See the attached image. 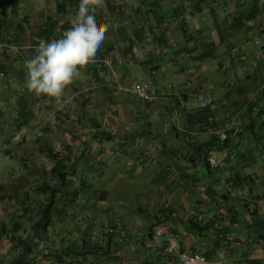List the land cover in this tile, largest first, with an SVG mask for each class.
Returning <instances> with one entry per match:
<instances>
[{
  "label": "crops",
  "instance_id": "1",
  "mask_svg": "<svg viewBox=\"0 0 264 264\" xmlns=\"http://www.w3.org/2000/svg\"><path fill=\"white\" fill-rule=\"evenodd\" d=\"M78 3L0 0V74L8 77L0 76V195L12 197L0 205V229L30 226L14 201L30 195L37 211L56 185L48 232L33 240L41 264H58L57 252L61 264H181L148 247L163 210L177 252L200 251L206 264H264V39L232 51L256 36L247 20L264 25V0H102L99 14L117 26L97 58L114 53L113 67L105 77L81 69L64 98L88 92L69 104L67 126L54 101L28 91L24 65L41 40L70 27ZM136 80L152 83L159 98L144 103L115 83ZM206 97L214 102L203 109ZM38 100L45 110L35 113ZM14 138L15 149L4 151ZM226 155H235L226 168L210 167ZM254 189L259 195L244 199ZM77 191L83 198L74 201ZM116 221L118 233L107 235L104 226ZM11 246L0 240V256L17 258Z\"/></svg>",
  "mask_w": 264,
  "mask_h": 264
},
{
  "label": "clouds",
  "instance_id": "2",
  "mask_svg": "<svg viewBox=\"0 0 264 264\" xmlns=\"http://www.w3.org/2000/svg\"><path fill=\"white\" fill-rule=\"evenodd\" d=\"M101 4L102 0H79L70 27L61 37L39 42L24 65L29 92L62 102L67 89L81 76V69L95 61L107 39L108 25L97 19Z\"/></svg>",
  "mask_w": 264,
  "mask_h": 264
},
{
  "label": "built area",
  "instance_id": "3",
  "mask_svg": "<svg viewBox=\"0 0 264 264\" xmlns=\"http://www.w3.org/2000/svg\"><path fill=\"white\" fill-rule=\"evenodd\" d=\"M69 0H60V3H65L68 2ZM197 3H200V0H196ZM117 12L118 15H121L126 11V6L122 4L117 5ZM225 17H226V22L225 26L228 30H231L232 25L234 24V18L231 16L229 12H225ZM97 19L98 21H101L103 23H106L108 25L109 29L115 28L117 25L112 21V17L103 15L101 16L99 14V11L97 10ZM246 26L251 29L256 30V36L251 39H246L243 41L241 46L234 47L232 51L237 54L238 50L242 47L248 46L252 44L253 42H259L260 40L264 39V25L260 24L256 21V19H251L247 20L245 22ZM113 62H114V53H109L103 58H96L94 62L88 64L83 70H91L94 75H97L98 77H105L108 70L113 67ZM232 69V64L231 63H226L223 66V70H231ZM1 78H8L4 77V74H0ZM243 77L237 78L236 82H242ZM11 81V79L9 78ZM116 87L118 88L119 91H126L134 94L139 100L143 101L144 103H153L155 102L159 96L160 92L159 90L150 82L146 81H134L129 85H125L122 82H115ZM232 87L227 86L226 91H231ZM88 90H78L76 91L70 99H63L61 103H57L58 105V110L60 114L63 117H66L68 115V108L69 104L72 101L80 99L85 93H87ZM213 99L211 97H206L203 99L201 107L203 109H207L213 104ZM183 104V103H182ZM38 106H42V102L40 101L37 103ZM69 122V120H67ZM231 130H233L235 133L238 132L237 129V124L233 123L231 125ZM17 141L16 139H14ZM13 142V141H12ZM8 144L6 147H4L5 151L12 150L14 144ZM16 143V142H15ZM235 158V155H226L223 157V159H215L210 161V167L212 169L220 170L224 169L228 166V162L233 160ZM253 180H256L255 176H252ZM191 183V182H189ZM258 191L254 189L253 191H247L244 193V199H251L252 197L258 196ZM81 198V196H80ZM217 215L213 216L214 219H216ZM192 218V217H189ZM195 218V217H193ZM170 219V214L168 211L163 210L161 212H158L157 217H156V222L155 225L152 227L151 232H150V238H148V247L153 250H160L163 251L164 253L168 255H178V259L181 264H206L207 259L201 253L200 251H194V252H177L176 246H175V239H176V234L169 225L168 221ZM186 220V219H185ZM220 221L215 222V227L220 228ZM104 232L107 235H116L118 233V222L114 223H109L104 226Z\"/></svg>",
  "mask_w": 264,
  "mask_h": 264
},
{
  "label": "trees",
  "instance_id": "4",
  "mask_svg": "<svg viewBox=\"0 0 264 264\" xmlns=\"http://www.w3.org/2000/svg\"><path fill=\"white\" fill-rule=\"evenodd\" d=\"M64 5L65 4L62 3L60 4V6H64ZM49 152L51 153L52 150L50 149ZM55 172L56 169H54V174ZM56 174L58 176V180L62 182L65 176L59 174V172H56ZM254 181L255 180H253L252 177L248 178L249 183L252 184L254 183ZM56 187H57L56 185L47 186V188L44 189V192L47 193L48 196L45 198V203H43L40 209L37 211L32 209L29 205L30 195L26 196L23 200L14 201L15 205H13V207L16 206L18 208V210L15 211L19 214L18 217L20 219L27 218L29 222H33V223H31L30 226H26L22 222L20 223L16 222L11 226V228L7 224H3L1 226L0 240L5 238L15 248L22 247L23 250L21 254L17 256V258L12 260V264H41L45 262L43 260L35 259L33 255V250L39 248V243H36L33 240L35 238L41 239V236L47 234L48 232V228L50 227V224L53 219L55 204L57 203L58 200V190ZM242 196H244V193H242ZM72 197L74 198V201H77V200H82L83 195L81 193H78L77 191L74 194H72ZM11 199H12L11 196L0 195V205L3 206L9 205L10 203H12ZM216 221H220V215H218L216 219H214V224ZM219 223L221 228V221ZM30 231L32 232L34 238H31V236L27 238L23 237V234H26L27 232ZM150 237L151 236L149 234V238ZM83 244L84 246L82 249L90 248L89 247L90 245H88L87 242ZM55 256H56V261L59 260L58 264H61L60 261L62 258V253L57 252ZM3 262H4V258L0 256V264H3Z\"/></svg>",
  "mask_w": 264,
  "mask_h": 264
},
{
  "label": "rangeland",
  "instance_id": "5",
  "mask_svg": "<svg viewBox=\"0 0 264 264\" xmlns=\"http://www.w3.org/2000/svg\"><path fill=\"white\" fill-rule=\"evenodd\" d=\"M82 98V97H81ZM64 100L66 99V98H63ZM38 102H39V100H38ZM41 102H42V100H41ZM40 102V103H41ZM46 102V101H45ZM46 104V103H45ZM55 105H57V103L55 102ZM44 107V108H43ZM56 108V110H57V108H58V105L57 106H55ZM43 110H45V106L43 105V102H42V106H38V105H36V107H34V112L36 113L37 111H38V113H40L41 111H43ZM58 112H59V110H58ZM60 113V112H59ZM61 117H62V119H58L60 122L62 121L63 123H65V124H67V126H72L73 125V119H71L68 115L66 116V117H63L62 115H61ZM67 120H69V122H67ZM15 139V138H14ZM34 140L35 141H38L39 140V136H35V138H34ZM15 142H19V141H15V140H13V142L11 143V144H15ZM13 146V148H12V150L13 149H15V146L14 145H12ZM5 151V150H4ZM54 151V150H53ZM53 151L50 153V156L51 157H55L57 154L55 153V154H53ZM51 162H52V159H50V162H49V165H51ZM23 237H27V236H25L24 234H23ZM25 239V238H24ZM37 243V242H36ZM11 251L14 253V254H16V255H20L21 254V252L23 251L22 250V247H18V248H15L14 246H11ZM13 258H9V259H7V258H4V262H3V264H10V261L12 260Z\"/></svg>",
  "mask_w": 264,
  "mask_h": 264
}]
</instances>
